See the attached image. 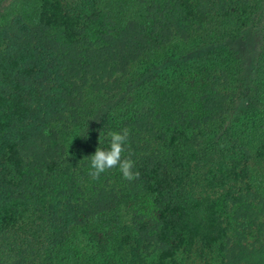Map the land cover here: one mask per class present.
<instances>
[{
    "label": "trees",
    "instance_id": "16d2710c",
    "mask_svg": "<svg viewBox=\"0 0 264 264\" xmlns=\"http://www.w3.org/2000/svg\"><path fill=\"white\" fill-rule=\"evenodd\" d=\"M8 2L0 264H264V0ZM247 31L261 108L240 117L236 52L185 55ZM124 128L139 178L92 179Z\"/></svg>",
    "mask_w": 264,
    "mask_h": 264
},
{
    "label": "rangeland",
    "instance_id": "374dc122",
    "mask_svg": "<svg viewBox=\"0 0 264 264\" xmlns=\"http://www.w3.org/2000/svg\"><path fill=\"white\" fill-rule=\"evenodd\" d=\"M16 0H9V7H7V12H14V6L12 5ZM13 10V11H11ZM261 34L258 32H252V31H247L242 37L236 38L234 40H226L225 42L216 44V45H208L206 47L199 48L195 50L192 53L186 54L185 58L186 60H193L195 57L204 55L206 52L216 49L217 47H224V46H229L236 54L240 57L241 63H242V76L241 78H237L235 84L241 85L243 84L244 87L248 88L249 92L246 95H242V97L237 101L234 106V111L237 112L240 117L245 116L246 114L255 115L257 111L261 108L258 104V94L259 92L257 91L256 87L255 89L249 88L251 87L252 82L251 79L254 78V58L258 54L260 50V45H261ZM174 61L168 62L166 65H160L157 70L158 72L162 71L163 69H167L168 66H172ZM173 68V67H172ZM164 70V71H165ZM110 102H107L103 104L102 106L97 105V114L96 116H101L102 112L107 109L109 106ZM101 109V110H99ZM99 110V111H98ZM237 118V117H236ZM236 122V120H235Z\"/></svg>",
    "mask_w": 264,
    "mask_h": 264
},
{
    "label": "clouds",
    "instance_id": "9594fccd",
    "mask_svg": "<svg viewBox=\"0 0 264 264\" xmlns=\"http://www.w3.org/2000/svg\"><path fill=\"white\" fill-rule=\"evenodd\" d=\"M104 133L101 131L99 146L96 147L90 157L89 175L92 179H99L101 174L114 168H118L122 177L128 181L139 178V172L134 170V161L130 156H125L126 145L129 138V129L122 131H108L109 144L107 148L101 147Z\"/></svg>",
    "mask_w": 264,
    "mask_h": 264
}]
</instances>
